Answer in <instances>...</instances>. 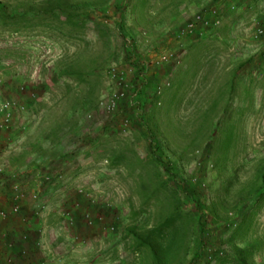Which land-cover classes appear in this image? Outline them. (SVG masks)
Listing matches in <instances>:
<instances>
[{
  "label": "rangeland",
  "instance_id": "obj_1",
  "mask_svg": "<svg viewBox=\"0 0 264 264\" xmlns=\"http://www.w3.org/2000/svg\"><path fill=\"white\" fill-rule=\"evenodd\" d=\"M260 29L264 0H0L1 264H264Z\"/></svg>",
  "mask_w": 264,
  "mask_h": 264
},
{
  "label": "built area",
  "instance_id": "obj_2",
  "mask_svg": "<svg viewBox=\"0 0 264 264\" xmlns=\"http://www.w3.org/2000/svg\"><path fill=\"white\" fill-rule=\"evenodd\" d=\"M257 35L264 36V29H260ZM120 77L122 78V76ZM0 78H1V75H0ZM122 97H124L123 93L115 94L113 98L114 101L110 109L114 110V108L116 107L115 105L116 99L122 98ZM16 110H19V108L16 107V104L11 103L10 101H5V100L0 99V143L3 140L2 135L9 132L12 129L14 114L16 113L15 112ZM12 192L15 195L14 198L15 200H17V202H21L27 198V193L24 191V189L19 184H16L12 187ZM31 198L32 200L38 199V194L36 192H32ZM12 213L15 215L20 213L19 206H16L15 208H13ZM6 216H7V213L5 211L0 212V217H6Z\"/></svg>",
  "mask_w": 264,
  "mask_h": 264
},
{
  "label": "trees",
  "instance_id": "obj_3",
  "mask_svg": "<svg viewBox=\"0 0 264 264\" xmlns=\"http://www.w3.org/2000/svg\"><path fill=\"white\" fill-rule=\"evenodd\" d=\"M114 12H115V17L117 18V23H118V26L121 27L123 26V16H124V12H123V8H122V4H117L115 6V9H114ZM121 31H124L123 29H120ZM154 143V140H151V143ZM150 147L154 148V146L151 144ZM153 158L154 160L163 167V169L165 170V172L167 174H169L172 178H175L176 175L174 173V168H173V165L168 162V161H164V159L162 158L161 155H155V153H153ZM55 182L58 181V179L54 180ZM53 184H56L58 185L57 183H54L52 182L51 183V186H53ZM29 196L31 195H28L27 194V198H29ZM14 199V198H13ZM32 199V198H30ZM15 200V199H14ZM202 219V217H200ZM200 219V220H201ZM201 254L200 253H197L194 258L191 260L190 264H196L197 260L200 258Z\"/></svg>",
  "mask_w": 264,
  "mask_h": 264
},
{
  "label": "crops",
  "instance_id": "obj_4",
  "mask_svg": "<svg viewBox=\"0 0 264 264\" xmlns=\"http://www.w3.org/2000/svg\"><path fill=\"white\" fill-rule=\"evenodd\" d=\"M58 172H59V171H55V172H54L55 174H53V175H54V176H58V174H59ZM61 178H62V176H61ZM54 180H56V179H54ZM54 180H53L52 182H54V183H59V181L55 182ZM52 182H51V183H52ZM36 183H37V181H36ZM37 186H39V185H37ZM55 187H58V186H57L56 184H53V186H52L51 188L54 189ZM55 189H56V188H55ZM32 192H37V191L34 189V190H32L31 192H29V193L27 192V193L30 194V193H32ZM13 198H14V197H13ZM14 199H15V198H14ZM25 200H30V199H29V198H26ZM23 201H24V200H23ZM30 201H31V200H30ZM28 245H30V244H28ZM21 246H22V248H25L24 245L21 244ZM28 249L31 250V248H29V247H28ZM11 253H14V252H11ZM45 255H46V254H45Z\"/></svg>",
  "mask_w": 264,
  "mask_h": 264
}]
</instances>
